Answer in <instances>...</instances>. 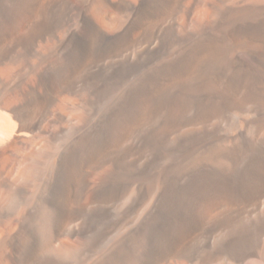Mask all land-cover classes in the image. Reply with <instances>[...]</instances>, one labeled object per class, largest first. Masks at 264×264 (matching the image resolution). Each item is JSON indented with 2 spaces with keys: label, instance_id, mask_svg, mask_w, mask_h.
<instances>
[{
  "label": "bare ground",
  "instance_id": "bare-ground-1",
  "mask_svg": "<svg viewBox=\"0 0 264 264\" xmlns=\"http://www.w3.org/2000/svg\"><path fill=\"white\" fill-rule=\"evenodd\" d=\"M0 115V264H264V0H0Z\"/></svg>",
  "mask_w": 264,
  "mask_h": 264
},
{
  "label": "rangeland",
  "instance_id": "rangeland-1",
  "mask_svg": "<svg viewBox=\"0 0 264 264\" xmlns=\"http://www.w3.org/2000/svg\"><path fill=\"white\" fill-rule=\"evenodd\" d=\"M2 128V129H1ZM10 125L8 123V121L2 116L0 115V138H3L5 135V137H8L11 133V129H10ZM7 130V131H6ZM2 131V132H1ZM9 134V135H8ZM2 136V137H1ZM4 137V138H5ZM250 261V262H249ZM256 261L254 260H248L246 261L247 264H254Z\"/></svg>",
  "mask_w": 264,
  "mask_h": 264
}]
</instances>
